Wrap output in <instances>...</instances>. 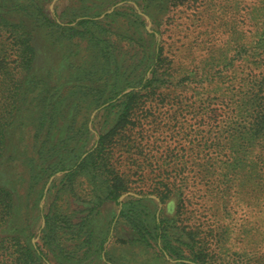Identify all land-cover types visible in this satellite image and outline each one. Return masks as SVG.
Returning a JSON list of instances; mask_svg holds the SVG:
<instances>
[{
    "label": "rangeland",
    "instance_id": "1",
    "mask_svg": "<svg viewBox=\"0 0 264 264\" xmlns=\"http://www.w3.org/2000/svg\"><path fill=\"white\" fill-rule=\"evenodd\" d=\"M25 1L56 25L30 24L47 86L8 129L0 264L22 247L29 264H264V0ZM131 203L179 248L141 239Z\"/></svg>",
    "mask_w": 264,
    "mask_h": 264
},
{
    "label": "trees",
    "instance_id": "2",
    "mask_svg": "<svg viewBox=\"0 0 264 264\" xmlns=\"http://www.w3.org/2000/svg\"><path fill=\"white\" fill-rule=\"evenodd\" d=\"M87 21L90 20L81 19L79 20V24ZM32 23L37 24L38 26L56 25L54 20L47 17L42 8L35 3L29 4L28 1L25 0H0V86H2L0 90H4L2 88H4V85L7 83L6 79L10 78L12 74L11 72H13V68L10 67V56H13V62H15V76L12 85L9 83L10 90L8 93L7 91L4 92V96L2 98L0 95V160L7 159L4 155L7 151L8 129L19 116L20 108L26 104H28V106H25L26 108H29V104L33 107H37L42 105V102H44L43 100H45V96L37 99V94V96L33 95V97L27 102L29 92H33V89L37 87H41L43 85L47 86L46 80L44 81V78H40V76L34 71V61L36 59L37 52L36 47L32 43L34 36V31H32V27L30 26ZM67 29L69 32L68 36L71 35L70 32L78 31L75 26L68 27ZM159 54L160 49L157 48L154 52L155 60L158 59ZM155 60L153 63H155ZM151 71L153 72V76L159 75L157 69H152ZM144 78V75H140L135 83L137 85L141 84L143 88L146 87L149 83H151L152 79H147L144 83ZM103 93L104 91H102L100 95ZM43 106L44 105H42V107ZM38 112H41L42 115L38 117L39 122L36 126L35 133L42 132L46 126L45 123L53 116L50 113V117L47 118L44 110L41 108L38 109ZM244 131L245 129H242L238 132L239 134H243ZM232 134L234 137L238 136L234 128H232ZM79 153L80 149H77L72 157H69V155H61L59 157V161L57 162L58 165L55 168L61 169L65 167H73V160L79 157ZM2 160L0 161V164L3 163ZM69 162L72 163L70 164ZM88 163L89 161H86L87 167ZM98 199L99 202L112 200L116 204H119L118 196L113 190H107L104 197H100ZM131 204V207L127 208V218L134 224L133 229L137 231L141 239L147 240V238H151L156 240V242L158 240L161 241V248L159 247V250L163 249L167 253L172 250L176 251L179 248L175 242H172L170 236L165 233L166 230L163 228L160 219H155L154 223L151 224V220L144 219L141 215L142 211L139 210V208L133 203ZM0 205V217L5 220L10 216L12 205L11 192L5 187V185H0ZM55 224L56 223L51 221L52 226ZM190 238L191 237H189V239ZM102 242L99 244V249H103ZM16 251L19 253L16 257L19 264H29L36 255L35 249L31 247H22L20 249H16ZM36 251L38 252L37 256L39 259L44 260L46 258L41 249L37 247Z\"/></svg>",
    "mask_w": 264,
    "mask_h": 264
}]
</instances>
